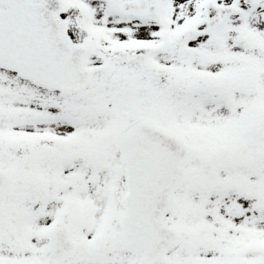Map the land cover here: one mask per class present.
I'll return each mask as SVG.
<instances>
[{
    "label": "snow or ice",
    "instance_id": "obj_1",
    "mask_svg": "<svg viewBox=\"0 0 264 264\" xmlns=\"http://www.w3.org/2000/svg\"><path fill=\"white\" fill-rule=\"evenodd\" d=\"M0 264H264V0H0Z\"/></svg>",
    "mask_w": 264,
    "mask_h": 264
}]
</instances>
